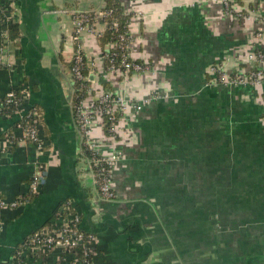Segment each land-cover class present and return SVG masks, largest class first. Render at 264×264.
Listing matches in <instances>:
<instances>
[{
  "label": "crops",
  "instance_id": "1",
  "mask_svg": "<svg viewBox=\"0 0 264 264\" xmlns=\"http://www.w3.org/2000/svg\"><path fill=\"white\" fill-rule=\"evenodd\" d=\"M131 15L129 52L152 70L130 78L106 70L100 38L81 44L96 62L90 82L135 101L118 139L94 125L100 151H121L113 171L117 199L101 200L74 117L70 73L73 13L97 12L105 0H14L20 37L0 64V196L24 195L37 166L47 182L23 208L1 213L0 264L71 201L81 229L94 234L93 264H264V86H209L211 65L234 71L257 49L263 24L237 20L214 0H120ZM235 11L264 16V0H233ZM0 11V45L2 42ZM100 31H105L103 21ZM41 114L43 146L15 141L18 116L4 99L12 90ZM59 250L29 254L24 264H77Z\"/></svg>",
  "mask_w": 264,
  "mask_h": 264
},
{
  "label": "built area",
  "instance_id": "2",
  "mask_svg": "<svg viewBox=\"0 0 264 264\" xmlns=\"http://www.w3.org/2000/svg\"><path fill=\"white\" fill-rule=\"evenodd\" d=\"M219 1V0H214ZM229 15L237 20L241 18H254L258 23L263 24V28L256 34L257 49L249 54L244 66L232 70L226 61L214 63L208 69L211 76L209 86L225 87H249L261 88L264 86V16L255 17L245 15L243 11L237 12L233 7V0H220ZM0 11L3 23H16L18 20L17 9L14 0H0ZM113 11L100 10L97 12H76L73 13V35L74 50L72 53L70 73L74 82L75 95L78 97L77 105H74L75 122L82 139L83 145L90 153L87 162L95 176V184L98 196L101 200L113 201L117 199V194L113 189V171L116 164L122 159V152L116 151L110 155H105L100 151L99 144L94 138V125L96 121L107 120L111 136L118 135V125L124 115L133 109L140 113L143 107L151 102L162 99L159 92H155L149 99L135 101L129 97L114 95L108 91L97 92L91 85L90 73L94 72L96 62L88 60L84 53L81 37L84 33L93 36L103 37L109 25L107 18L112 17ZM103 21L106 30L100 31L99 22ZM129 26V25H128ZM119 23L114 22L112 29L117 35L107 44L103 59L107 62V71L110 74L119 73L126 78L132 75L143 74L152 70L149 63L138 62L132 58L129 52L132 37L129 30L119 33ZM11 41L8 39V32H2V42L0 45V64L4 62L8 54ZM25 98L17 95L16 90L7 93L4 104L16 109L18 116L17 131L20 133L18 139L15 134L12 139L25 142L36 143L40 148L44 142L40 135L41 114L37 108L25 109ZM33 118V123L26 125V122ZM264 122V119H263ZM113 138V137H110ZM48 172L41 165L37 166L31 179L28 191L18 198L7 201L0 196V237L4 231L1 221V213L7 210L16 211L25 207L37 195L47 182ZM59 213L61 223H50L26 239L24 247L18 250L15 255V264H24L29 254L39 255L54 250L61 251L64 255L72 256L77 264H93L92 247L96 240L93 234L85 233L80 228L82 216L71 201L66 202L60 208ZM58 219V218H57ZM81 248L83 258H77L73 250Z\"/></svg>",
  "mask_w": 264,
  "mask_h": 264
},
{
  "label": "trees",
  "instance_id": "3",
  "mask_svg": "<svg viewBox=\"0 0 264 264\" xmlns=\"http://www.w3.org/2000/svg\"><path fill=\"white\" fill-rule=\"evenodd\" d=\"M105 2H106V6L104 7L103 10H109V11L111 10V11H113V14H112V17L106 19L109 27H108L107 31L105 32L104 36L100 37V42L102 43V46H106L117 35V33L112 29V25H113L114 22H118L119 23V27H120L119 28V33H125L127 31V29H128V25H129V22H130V19H131V15L126 14L125 9L122 6L120 0H105ZM1 19H2V21H1V29L3 31H7L8 32V39L11 42H15L20 37V25L18 23L5 24V23H3V17ZM107 64L108 63L106 62V70H107ZM16 93H17L18 96L19 95L21 96V94L19 93V91L17 89H16ZM78 100L79 99H78L77 95H75L74 105H77ZM5 108H6L7 112L10 113V114H15L16 113V109L14 107H10V106L5 105ZM33 120H34L33 118L29 119L26 122V125H29L30 123H33ZM104 128H105V133H106V135L108 137H113L115 139H118V135L111 136L112 134L109 131V125H108L106 119L104 120ZM84 153H85L86 157L90 156L89 151L85 147H84ZM34 197L35 196H33L32 199ZM65 203H63V204H65ZM60 215H61V213H59V211H58L54 218L57 219V218L60 217ZM81 223H82V220H81ZM24 243L22 244V246L19 249H17V251L23 249ZM73 252H74V255L77 258H80V259L83 258V252H82L81 248H76V249L73 250Z\"/></svg>",
  "mask_w": 264,
  "mask_h": 264
}]
</instances>
